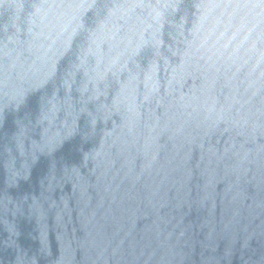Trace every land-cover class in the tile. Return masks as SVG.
<instances>
[{
    "label": "water",
    "instance_id": "1",
    "mask_svg": "<svg viewBox=\"0 0 264 264\" xmlns=\"http://www.w3.org/2000/svg\"><path fill=\"white\" fill-rule=\"evenodd\" d=\"M0 264H264V0H0Z\"/></svg>",
    "mask_w": 264,
    "mask_h": 264
}]
</instances>
